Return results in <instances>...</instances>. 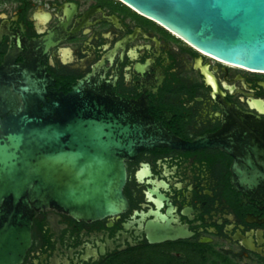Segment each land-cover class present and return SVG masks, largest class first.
Returning <instances> with one entry per match:
<instances>
[{"label": "flooded vegetation", "instance_id": "af4514ba", "mask_svg": "<svg viewBox=\"0 0 264 264\" xmlns=\"http://www.w3.org/2000/svg\"><path fill=\"white\" fill-rule=\"evenodd\" d=\"M87 77L135 101L165 141L204 143L127 159L124 211L37 212L21 264H264L262 187L232 182L264 149V72L203 52L123 0H0V118L25 79L50 98Z\"/></svg>", "mask_w": 264, "mask_h": 264}, {"label": "water", "instance_id": "95a60500", "mask_svg": "<svg viewBox=\"0 0 264 264\" xmlns=\"http://www.w3.org/2000/svg\"><path fill=\"white\" fill-rule=\"evenodd\" d=\"M123 1L200 50L264 72V0ZM18 92L19 104L0 118V264L23 262L41 210L86 221L124 211L125 161L141 149L204 143L165 141L135 101L98 93L90 77L50 98L33 79ZM256 104L264 113V101ZM253 153L250 171L238 169L232 182L244 191L260 186L264 197V149Z\"/></svg>", "mask_w": 264, "mask_h": 264}, {"label": "bare ground", "instance_id": "6f19581e", "mask_svg": "<svg viewBox=\"0 0 264 264\" xmlns=\"http://www.w3.org/2000/svg\"><path fill=\"white\" fill-rule=\"evenodd\" d=\"M199 49V48H198ZM204 52V51H203ZM205 53H207V52H205ZM207 54H209V53H207ZM209 55H211V54H209ZM231 64H233V63H231ZM234 65H236V66H240V67H244V66H241V65H239V64H234ZM244 68H246V67H244ZM248 69V68H247Z\"/></svg>", "mask_w": 264, "mask_h": 264}]
</instances>
